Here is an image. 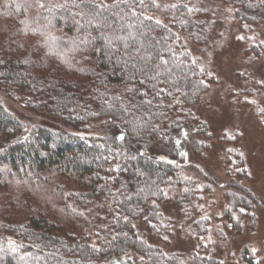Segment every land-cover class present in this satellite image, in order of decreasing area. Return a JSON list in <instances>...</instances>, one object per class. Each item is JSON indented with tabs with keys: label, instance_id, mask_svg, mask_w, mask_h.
<instances>
[{
	"label": "trees",
	"instance_id": "1",
	"mask_svg": "<svg viewBox=\"0 0 264 264\" xmlns=\"http://www.w3.org/2000/svg\"><path fill=\"white\" fill-rule=\"evenodd\" d=\"M99 2L0 0V81L27 89L69 128L24 121L0 100V201L14 177L28 208L25 222L5 224L12 244L0 247V264H184L150 244L134 220L144 214L153 237L169 231L158 203L177 166L148 154L150 142L168 157L178 146L200 152L179 106L190 108L208 84L175 29L143 20L151 0H103L109 7L93 16ZM234 6L238 20L254 21L261 2ZM191 22L175 20L182 30ZM228 199L248 203L233 192ZM69 203L98 212L92 234L63 226L76 213ZM189 263L216 260L195 254ZM239 264H255L247 249Z\"/></svg>",
	"mask_w": 264,
	"mask_h": 264
},
{
	"label": "rangeland",
	"instance_id": "2",
	"mask_svg": "<svg viewBox=\"0 0 264 264\" xmlns=\"http://www.w3.org/2000/svg\"><path fill=\"white\" fill-rule=\"evenodd\" d=\"M259 1L254 21L236 18L234 0H156L159 7L149 13L175 29L208 84L190 108L179 106L180 118L187 120L202 150L195 153L178 146L168 157L162 144L150 142L148 154L177 166L166 186V199L158 203L170 219L169 231L153 237L144 214L134 220L150 244L180 256L184 264L195 254L213 257L216 264H239L243 249L255 264H264V0ZM176 19L191 20V26L182 30ZM0 100L24 121L66 127L44 105L35 106L41 99L25 88L0 81ZM92 123L97 129L99 122ZM21 189L14 177L2 188L7 203L0 201V247L12 244L5 224L27 219ZM231 192L243 196L247 206H235L228 199ZM68 208L76 216L62 220L63 226L69 224L76 235L92 234L101 224L92 215L96 211L70 203ZM137 258L129 256L131 262Z\"/></svg>",
	"mask_w": 264,
	"mask_h": 264
},
{
	"label": "snow or ice",
	"instance_id": "3",
	"mask_svg": "<svg viewBox=\"0 0 264 264\" xmlns=\"http://www.w3.org/2000/svg\"><path fill=\"white\" fill-rule=\"evenodd\" d=\"M151 2H152V4L155 7H159V4H157L156 0H151ZM139 3H140V5L143 6L144 5V0H139ZM74 6L77 7V8L80 7V5H78V4H76ZM39 7L44 8L45 5L43 3H40L39 4ZM108 7H109V5L105 4L103 2V0H100L99 3H93L92 4V13L91 14L93 16H96V15L99 14L100 11L106 10ZM173 7H175V5H173ZM189 11H191V9H189ZM131 15L132 16H137V13L135 11H132ZM143 20H145V21H153V17H151V16H144L143 17ZM154 23L156 25H161L162 22L160 20L156 19V20H154ZM117 39H123V37H117ZM162 63H165L166 64L167 61H162ZM121 139H122V137H121Z\"/></svg>",
	"mask_w": 264,
	"mask_h": 264
}]
</instances>
